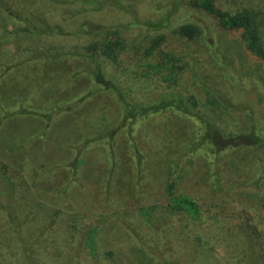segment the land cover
I'll return each instance as SVG.
<instances>
[{
    "label": "rangeland",
    "instance_id": "374dc122",
    "mask_svg": "<svg viewBox=\"0 0 264 264\" xmlns=\"http://www.w3.org/2000/svg\"><path fill=\"white\" fill-rule=\"evenodd\" d=\"M189 1L0 0V121L5 120L0 128V261L22 264L13 238L27 219L15 224V205L32 197L38 213L49 208L63 218L85 216L89 225L98 223L102 256L89 264H113L105 260L111 251L119 264H156L141 257L132 240L141 230L140 210L185 196L199 204V218L180 213L160 223L175 243L176 258L190 263L187 259L198 255L199 264H247L245 243L230 241L245 221L264 236V150L235 151L248 144L250 126V110L237 106H253L257 120L264 115V61L249 51L241 31L221 29ZM214 1L232 14L255 15L264 43V0ZM162 20L168 29L153 52L157 35L147 24ZM46 23L56 31L50 39L23 33L45 29ZM183 24L199 26L201 37L179 36L176 28ZM105 37L125 44L106 73L121 82L128 100L146 104L172 94L192 114L169 109L123 122L116 97L87 72V45ZM48 50L61 59H48ZM24 109L31 114H21ZM203 117L213 126L212 137ZM218 158L223 188L215 194L209 183L220 173ZM75 159L84 161L79 183L68 167ZM46 224L52 251L71 250L54 218Z\"/></svg>",
    "mask_w": 264,
    "mask_h": 264
},
{
    "label": "trees",
    "instance_id": "16d2710c",
    "mask_svg": "<svg viewBox=\"0 0 264 264\" xmlns=\"http://www.w3.org/2000/svg\"><path fill=\"white\" fill-rule=\"evenodd\" d=\"M189 5L191 8L201 10L212 17L221 29L225 31H241L242 39L246 43L249 51L260 60L264 61V43L259 35V26H257L258 21L255 15L247 11L232 14L217 7L214 0H190ZM166 23L162 20L157 24H147L149 33L152 34L155 32L157 35V39L153 41L151 48L153 52L158 49L157 40L161 41L164 37L160 33L168 29ZM46 24L47 27L38 32L32 30L23 32L22 29L20 31L30 38L36 37L42 39V37H45L44 39H50L51 36L56 34V31L50 30V25L48 23ZM60 32L61 31H57V34L60 35ZM176 33L189 40H196L202 35L201 28L193 24H183L179 26L176 28ZM124 50L125 44L120 39L115 41L114 38L107 39L105 37L102 40L87 45L88 55L86 60L91 66L87 71L91 79L98 86L102 87L103 90L111 92L121 104L123 122H134L138 119L164 113L169 109H174L184 115L192 114L184 101L181 98H176V96L172 94L161 95L157 100L146 104L132 103L128 100L126 93L121 87V82L106 73L107 64H117L119 54ZM34 53L37 54V52ZM44 56L48 57V59H51V56H53L52 59L54 61L61 59L60 55L54 54L50 50H48V53H44ZM160 67L161 66H159V68ZM172 71H174V67H172ZM168 81H171V79H168ZM260 82L262 88L261 95L263 97L261 106L263 108L262 112L264 113V74ZM0 94H2L1 90ZM191 100L192 103L196 105L193 101L194 99L192 98ZM237 107L242 111L245 109L250 110L247 116L250 121V126L248 128V133L245 135V137L249 139L248 144H240L239 148L235 151L246 152V154L249 155L252 152L254 153L256 149L264 150V115L257 120V117H255L253 113L254 108L253 106L251 107L250 104L244 103V105L241 104ZM28 111L29 110L24 109L21 114H31ZM258 114L260 113L258 112ZM202 119L204 122L208 123V126L212 127V130H209L207 133L208 137H212L213 126L209 121L204 119V117ZM3 121L5 120L2 119L0 121V128H2ZM196 147L197 145H193L192 149L196 150ZM220 154L221 152H219V156ZM236 156H238L237 153ZM220 163L221 160L218 158L217 166L220 173L218 172L217 180L214 183H209V185L216 190L214 192L215 194L217 191L220 192L223 188ZM83 164L84 161L75 159L68 166L71 174L75 176L74 183H79L81 180L79 177V170ZM174 186L175 184L173 183V185H171V190ZM66 191L67 189H64L61 193H65ZM170 196H173V193ZM22 200L23 202H19L15 205L17 211L15 224L17 226H22L21 220L25 217V219H27L25 220L26 225L25 228L21 227L22 232L20 236L13 238L14 242L17 240L16 244L20 247L19 256L21 257L22 264H89L91 261H96L102 256V254L100 255L99 248L102 235L100 234V227L97 222L92 220V224L89 225L85 216L82 218L77 215L63 218L61 211L51 210L49 208L48 211L43 209V212L41 211V213H38L40 206L37 200L32 197L28 198V200ZM199 211V204L193 198L190 199L185 196L171 197L170 201L162 206L156 204L150 205L146 210L142 208L139 214V225L141 230L135 231L134 235L136 238H132L133 242L139 246L138 252L141 257L148 258L150 263L153 261L156 264H199L200 257H198L195 252L193 255H197V257L187 259L190 263L185 259H177L175 256L177 253L175 243L171 236L167 234L165 228L160 225L161 219L164 217L175 216L180 213H185L187 216L196 220L199 218ZM52 213L53 215H51ZM53 218L57 226L62 228L61 230L64 229L63 231L66 232L67 246L70 247L71 245V250H63L57 253L52 251L49 243L50 240L46 237L47 229H45V227L47 226L46 223L52 221ZM40 226L43 228H37ZM35 229L38 230L39 234L36 233L37 231H35ZM129 229L132 231L131 228ZM235 229V234L230 241L231 245L234 246L241 240L242 244L245 243L246 250L248 251L247 264H264V236L261 235L262 231H260L258 227H255L251 221H245L244 224L241 223ZM23 233H26L27 237H25ZM195 235L194 244L197 245L196 248L198 249V243L201 242L202 233L198 231ZM117 257L118 256H116L115 260V253L112 251L105 253V260H110L113 264H119ZM60 259H62V261L58 263ZM53 260L56 262H53ZM173 260H175V262ZM0 264L5 263L0 261Z\"/></svg>",
    "mask_w": 264,
    "mask_h": 264
}]
</instances>
